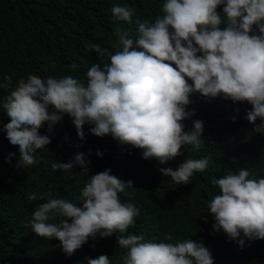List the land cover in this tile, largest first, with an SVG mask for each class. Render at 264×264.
Returning <instances> with one entry per match:
<instances>
[{
    "label": "clouds",
    "instance_id": "obj_1",
    "mask_svg": "<svg viewBox=\"0 0 264 264\" xmlns=\"http://www.w3.org/2000/svg\"><path fill=\"white\" fill-rule=\"evenodd\" d=\"M111 12L115 21L132 23L131 8L113 5ZM161 12L154 22L137 21L134 37L116 26L114 52L91 45L100 63L91 65L86 80L30 74L13 87L12 77H3L0 90L8 94L0 106L9 122L2 131L18 147L20 163L39 162L37 150L51 143L40 129L47 124L51 132L67 115L82 142L84 126L89 125L92 135L111 136L120 146L141 150L143 159L167 165L185 146L197 151L204 145L203 122L194 121L191 132L183 123L195 115L189 110L195 94L249 104L247 120H260L253 131L264 132V0H164ZM96 155L103 153L97 150ZM211 161L209 154L158 170L175 184L186 185ZM90 163L84 153L74 161H53L54 172L78 165L89 179L81 191L82 207L50 198L33 211L27 226L38 237L58 240L67 256L89 239L115 235L118 247L126 250L123 264H214L210 251L190 238L173 242L166 234L155 242L143 234L126 235L140 212L120 194L133 188V182L122 181L110 169L89 175ZM212 184L219 190L207 205L214 231L222 230L241 247L246 240H264V178L240 168L214 178ZM28 200H37V195L30 194ZM87 264H110V259L100 255Z\"/></svg>",
    "mask_w": 264,
    "mask_h": 264
},
{
    "label": "trees",
    "instance_id": "obj_2",
    "mask_svg": "<svg viewBox=\"0 0 264 264\" xmlns=\"http://www.w3.org/2000/svg\"><path fill=\"white\" fill-rule=\"evenodd\" d=\"M163 3L164 0H0V82L4 76H11L15 87L20 78L26 80L30 74L45 79L72 75L86 80L91 65L100 63L90 46L99 44L114 52V28L122 26L134 37L136 22H154L162 14ZM113 5L131 8L132 23L115 21ZM218 12L223 13V6L218 7ZM73 63L78 67L69 69L67 66ZM7 94L0 90V99ZM191 100L189 110L195 115L183 123L191 132L194 121L203 122L204 145L197 151L191 145L185 146L182 155L167 165L143 159L141 150L120 146L111 136L92 135L89 125L84 126L82 142L67 115L53 125L51 132L47 124L40 129L51 143L37 150V164L24 165L20 163L18 147L12 146L2 131L9 118L0 106V264H87L88 259L100 255H107L110 264H123L126 250L118 247L115 235L89 239L67 256L58 240L40 238L27 226L33 211L50 198L67 199L82 207L81 191L89 176L81 174L83 169L78 165L55 172L51 167L53 161H74L78 153L91 161L89 175L110 169L122 181L133 182V188L126 187L120 194L122 201L132 203L140 212L126 235L143 234L146 240L155 242L162 241L166 234L172 235L173 242L190 238L210 251L214 264H264V240H246L241 247L222 230L215 232V219L207 207L219 194L212 184L214 178L240 168L264 178V132L253 131L261 121L249 123L251 106L247 103L209 100L199 94ZM97 150L103 155L98 157ZM89 151L91 156H87ZM209 154V167L195 173L186 185L175 184L158 170L175 168L187 158ZM32 193L37 200H28Z\"/></svg>",
    "mask_w": 264,
    "mask_h": 264
}]
</instances>
